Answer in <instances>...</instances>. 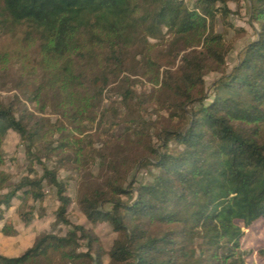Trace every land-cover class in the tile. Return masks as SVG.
Returning a JSON list of instances; mask_svg holds the SVG:
<instances>
[{
  "label": "trees",
  "instance_id": "obj_1",
  "mask_svg": "<svg viewBox=\"0 0 264 264\" xmlns=\"http://www.w3.org/2000/svg\"><path fill=\"white\" fill-rule=\"evenodd\" d=\"M243 1L0 0V38L35 46L34 66L49 88L70 110L77 105L47 127L0 96L1 188L9 182L3 145L11 132L35 174L0 194V236L19 234L6 220L14 202H32L19 213L27 225L35 203L58 202L52 229L21 255H0V264H40L54 254L67 264H248L247 231L264 221V0L250 1L256 36L232 71L210 94L204 80L227 63L218 17L227 24L229 2ZM139 78L159 88L147 91ZM87 97L89 112L114 113L107 132H93L95 117L76 125V116H87ZM49 131L61 135L58 147L47 141ZM66 150L78 155L61 157ZM72 163L103 171L102 183L82 188L77 203L90 224L118 235L109 251L70 220V178L59 175ZM141 171L147 178H138Z\"/></svg>",
  "mask_w": 264,
  "mask_h": 264
},
{
  "label": "rangeland",
  "instance_id": "obj_2",
  "mask_svg": "<svg viewBox=\"0 0 264 264\" xmlns=\"http://www.w3.org/2000/svg\"><path fill=\"white\" fill-rule=\"evenodd\" d=\"M251 0H244L240 6H237L233 2H229L228 6L231 9V13L227 18V24L218 17L215 24V31L222 34L225 37L227 45L229 47V53L226 57V66L223 71L212 70L208 71L205 76V84L208 89V94L211 93L212 85L217 81L224 73L228 74L232 71L233 67L237 64L244 47L254 39L256 36L257 24L252 23L250 20V6ZM155 41L152 40V43ZM38 57V50L35 46L25 47L22 43L18 42L15 38L9 36H2L0 38V96L4 103H20V105L26 106L28 112L33 116L34 121H39L42 125L48 127V123H55L59 116L63 113L72 114L76 111V106H67L64 101L59 100L57 94L49 88L48 80L43 78L42 73L34 66L33 58ZM143 82V89L152 91L158 89L159 86L149 82L148 79L139 78ZM141 87V86H140ZM141 87V88H142ZM39 88H42L37 92ZM46 90L45 92H43ZM140 91V88H137ZM88 99V97H87ZM89 100V99H88ZM84 99L82 112L87 114L78 115L76 125H81L82 120L85 117H95V124L93 132L97 129L100 132H107L115 121L114 113L110 110L104 115L94 114V110L89 112L91 108L88 106L92 102ZM105 109L110 107V102L105 101ZM165 117L167 115L162 113ZM87 125L88 134H91L90 124ZM75 134H79L78 130H73ZM118 133H122V130H118ZM87 135L81 136V138ZM62 137L59 134H55L52 131L48 132L47 141L52 143L54 147H58ZM156 143V139L153 140ZM102 146L101 142L95 144L96 148ZM3 149L5 152V164L4 171L9 178V182H6L5 189L1 188L0 194L7 193L8 189L13 185L19 183L24 177L34 178L35 174L30 172L29 163L26 159L27 153L24 144L21 143L18 135L11 132L4 141ZM77 156L75 152L66 150L59 154ZM59 158L57 154L53 156V159L47 163L50 169L55 167ZM39 176L43 174L40 167L36 168ZM136 175V174H135ZM103 171L99 167V164L92 165H79L72 163L69 170H61L59 178H70L69 194L75 201L70 211V220L73 224H82L87 229L93 231L101 240L104 248L109 251L113 241L118 237L106 224H90L80 211L77 203L80 190L82 188H92L97 184L102 183ZM134 176V174H133ZM138 178L145 177L147 175L144 171H141ZM16 206L12 208L6 214L7 222L19 231V234L14 237L0 236V255L7 257H17L24 253L33 244L34 239L44 231H49L53 227L54 220L52 218L55 208L58 206V202L53 196L47 198L46 202L35 203L33 211V219L27 225L19 217L21 212H29V207L22 208L21 204L16 201ZM2 225H0L1 227ZM244 247L247 250H251L253 253L247 259L248 264H264V258L260 256L259 250L264 249V221L258 222L251 230L247 231V237L244 242ZM84 250H79L82 252ZM40 264H67L61 259L59 255H52L50 260H43ZM105 264H110V260L107 258Z\"/></svg>",
  "mask_w": 264,
  "mask_h": 264
}]
</instances>
